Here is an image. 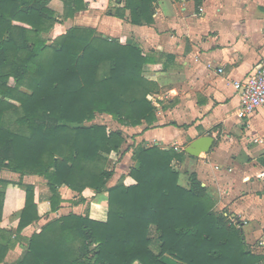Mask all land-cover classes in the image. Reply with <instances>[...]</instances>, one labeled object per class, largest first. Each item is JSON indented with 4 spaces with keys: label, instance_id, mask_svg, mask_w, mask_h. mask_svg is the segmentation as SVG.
<instances>
[{
    "label": "trees",
    "instance_id": "1",
    "mask_svg": "<svg viewBox=\"0 0 264 264\" xmlns=\"http://www.w3.org/2000/svg\"><path fill=\"white\" fill-rule=\"evenodd\" d=\"M122 1V2H121ZM159 0H118L114 17L135 26L153 22ZM0 0V264L28 226L60 209L59 189L84 203L89 189L107 195L104 221L69 213L45 223L27 240L14 264H262L230 216L213 211L214 202L195 174L187 188L178 182L173 161L183 151L137 146L134 166L107 187L114 174L108 157L125 143L123 132L94 123L107 116L121 127L151 126L156 108L147 99L155 86L143 76L148 59L94 29L72 26L51 36L64 21L86 9L84 0ZM127 12V17L125 16ZM111 15V14H109ZM25 176L45 181L50 196L36 200ZM18 213L14 231L2 227ZM154 228L159 252L150 249Z\"/></svg>",
    "mask_w": 264,
    "mask_h": 264
},
{
    "label": "crops",
    "instance_id": "2",
    "mask_svg": "<svg viewBox=\"0 0 264 264\" xmlns=\"http://www.w3.org/2000/svg\"><path fill=\"white\" fill-rule=\"evenodd\" d=\"M84 3V11L57 26L51 35L82 26L138 48L148 59L143 76L156 88L147 97L156 108L155 123L118 126L125 143L118 160L112 162L114 174L107 187L114 186L122 177L124 185L134 184L127 174L134 166L132 152L137 146L184 152L194 141L210 137L213 143L208 153L191 157L184 152L181 161H173L178 182L187 188L189 176L195 174L214 202L213 211L235 219L237 228L247 234L248 247L264 258V106L241 121L237 117L238 96L233 87L264 61V0H159L154 4L152 24L143 26L114 17L116 9L123 5L118 0H84ZM49 7L57 15L62 14L61 0H51ZM0 177L18 179V175L7 171H2ZM37 178L25 176L23 181L34 185L36 200L41 203L46 199L38 200L40 188L30 182ZM59 191L61 208L20 233L15 247L6 256L7 264L15 262L26 240L54 218L73 213L105 220V193L95 194L87 189L81 194L84 203L70 208L68 200L75 193L64 186ZM18 213L10 215L2 227L14 231ZM149 237L150 249L158 254L154 228L150 229ZM260 242L262 245L258 247ZM167 257L163 255L161 260L169 264Z\"/></svg>",
    "mask_w": 264,
    "mask_h": 264
},
{
    "label": "built area",
    "instance_id": "3",
    "mask_svg": "<svg viewBox=\"0 0 264 264\" xmlns=\"http://www.w3.org/2000/svg\"><path fill=\"white\" fill-rule=\"evenodd\" d=\"M233 87L238 96L237 117L247 120L264 106V61L257 64L247 79L235 82ZM261 245L258 243V247Z\"/></svg>",
    "mask_w": 264,
    "mask_h": 264
},
{
    "label": "rangeland",
    "instance_id": "4",
    "mask_svg": "<svg viewBox=\"0 0 264 264\" xmlns=\"http://www.w3.org/2000/svg\"><path fill=\"white\" fill-rule=\"evenodd\" d=\"M51 36H53V35H51ZM94 123H97V124H105L109 128V131L115 130V129L119 128L118 125L113 120H111L109 117H107V116H99V115H97L96 118H95V120H94ZM119 152L117 154H114L113 153V154H111L108 157V162H109V164L107 166L108 169L113 168L112 167V162H116L118 160ZM30 182H34L35 183V186L37 188H40L39 191L41 193H38V200L47 199L50 196V193H49L48 189L46 188L45 181L43 179L37 178L36 180L30 181ZM73 199L68 200L69 204L72 205L71 207L69 206L70 208H72L73 206H75V204L73 202L74 201ZM63 208H68V206H63ZM244 236H245V239H246L245 240V243L247 245V243H248V237H247V234H245V230H244ZM13 258H15V257H13ZM168 263L169 264H181V263L177 262L176 260H174V259H172L170 257L168 258ZM12 264H14V262Z\"/></svg>",
    "mask_w": 264,
    "mask_h": 264
},
{
    "label": "water",
    "instance_id": "5",
    "mask_svg": "<svg viewBox=\"0 0 264 264\" xmlns=\"http://www.w3.org/2000/svg\"><path fill=\"white\" fill-rule=\"evenodd\" d=\"M213 140L210 137H202L194 141L190 146H188L184 152L191 157H198L201 153H208Z\"/></svg>",
    "mask_w": 264,
    "mask_h": 264
}]
</instances>
